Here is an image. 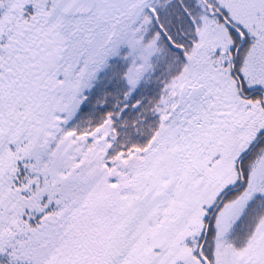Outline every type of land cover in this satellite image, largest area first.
<instances>
[{
    "label": "snow or ice",
    "instance_id": "1",
    "mask_svg": "<svg viewBox=\"0 0 264 264\" xmlns=\"http://www.w3.org/2000/svg\"><path fill=\"white\" fill-rule=\"evenodd\" d=\"M0 264H264V0H0Z\"/></svg>",
    "mask_w": 264,
    "mask_h": 264
}]
</instances>
